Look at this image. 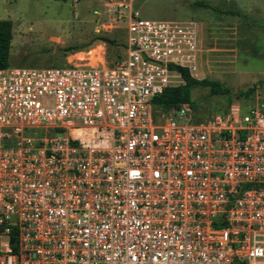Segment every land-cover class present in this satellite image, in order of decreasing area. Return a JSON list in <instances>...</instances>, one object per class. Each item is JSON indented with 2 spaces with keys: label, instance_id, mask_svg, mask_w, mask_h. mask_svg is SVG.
Masks as SVG:
<instances>
[{
  "label": "built area",
  "instance_id": "built-area-1",
  "mask_svg": "<svg viewBox=\"0 0 264 264\" xmlns=\"http://www.w3.org/2000/svg\"><path fill=\"white\" fill-rule=\"evenodd\" d=\"M107 5L109 66L0 68V264H264V86L153 109L198 78V26Z\"/></svg>",
  "mask_w": 264,
  "mask_h": 264
},
{
  "label": "rangeland",
  "instance_id": "rangeland-1",
  "mask_svg": "<svg viewBox=\"0 0 264 264\" xmlns=\"http://www.w3.org/2000/svg\"><path fill=\"white\" fill-rule=\"evenodd\" d=\"M115 1L79 0L73 6L69 0H0V19L11 21L9 66H96L88 63L98 60L109 66L123 42L117 29L102 26L110 17L107 3ZM127 1L142 18L197 24V79L216 81L228 90L210 94L208 86L192 88L195 108L211 112L199 119L223 112L228 100L230 104L236 98L249 101L243 92L264 86V0ZM183 106L189 108L191 118L196 117L191 107Z\"/></svg>",
  "mask_w": 264,
  "mask_h": 264
},
{
  "label": "trees",
  "instance_id": "trees-1",
  "mask_svg": "<svg viewBox=\"0 0 264 264\" xmlns=\"http://www.w3.org/2000/svg\"><path fill=\"white\" fill-rule=\"evenodd\" d=\"M197 5H203L201 2H197ZM11 40V21L9 19H0V68L9 66V48ZM182 77L184 84L176 87H167L159 95L152 99V107L157 111H167L172 108H178L183 105L191 107L193 114L196 115L192 118L194 121H199L202 116L210 115V109L199 111L195 108V100L190 99V90L194 87L208 86L210 94H227L226 88L220 87L216 81L203 79H194L188 75L186 71H182ZM253 90V86L243 92L244 96H247ZM230 104L229 100L226 103V108ZM226 110V109H225ZM210 117V116H209Z\"/></svg>",
  "mask_w": 264,
  "mask_h": 264
},
{
  "label": "bare ground",
  "instance_id": "bare-ground-1",
  "mask_svg": "<svg viewBox=\"0 0 264 264\" xmlns=\"http://www.w3.org/2000/svg\"><path fill=\"white\" fill-rule=\"evenodd\" d=\"M97 50H98V49H97ZM100 50H101V49H100ZM79 59L82 60L83 58L80 57ZM98 61H101V60H98ZM98 61H97V62H98ZM97 62H96V63H97ZM96 63H95V61H94V62H92V63H90V64L88 63V65H95Z\"/></svg>",
  "mask_w": 264,
  "mask_h": 264
},
{
  "label": "water",
  "instance_id": "water-1",
  "mask_svg": "<svg viewBox=\"0 0 264 264\" xmlns=\"http://www.w3.org/2000/svg\"><path fill=\"white\" fill-rule=\"evenodd\" d=\"M108 43L112 45L114 43V41L113 40H108Z\"/></svg>",
  "mask_w": 264,
  "mask_h": 264
},
{
  "label": "crops",
  "instance_id": "crops-1",
  "mask_svg": "<svg viewBox=\"0 0 264 264\" xmlns=\"http://www.w3.org/2000/svg\"><path fill=\"white\" fill-rule=\"evenodd\" d=\"M99 49H101V47H100ZM95 63H96V62H95Z\"/></svg>",
  "mask_w": 264,
  "mask_h": 264
}]
</instances>
